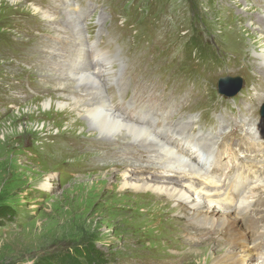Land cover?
<instances>
[{"label": "rangeland", "instance_id": "rangeland-1", "mask_svg": "<svg viewBox=\"0 0 264 264\" xmlns=\"http://www.w3.org/2000/svg\"><path fill=\"white\" fill-rule=\"evenodd\" d=\"M29 6L54 20H41ZM263 7L264 0H0V264H57L64 254L81 256L85 264L86 247L105 264H216L229 248L240 256L244 242L235 214L239 234L232 233L238 239L212 230L204 243L200 227L180 217L169 197L124 188V174L130 175L128 184L134 178L167 184L157 177L138 179L133 168L149 164L163 172L156 167L175 161L154 152L132 158L123 152L131 146L122 136L110 145L97 140L81 111L73 113L83 124H74V115L55 108L62 95H83L53 89L55 80L71 82L51 76L86 66L78 62L83 55L99 66L107 60L104 94L110 106L128 113L139 93L148 100L154 128L173 123L185 133L186 120L193 124L191 137L212 122V111L214 127L220 117H230L238 129L229 127V134H243V119L262 122L264 76L254 55L264 43L258 38L264 35ZM78 26L85 27L84 38L74 31ZM234 77L243 86L231 109L217 81ZM257 135L264 142V126ZM112 145L120 157L105 152ZM137 145L143 151L150 144ZM256 225L259 236L247 234L254 246L264 238V217ZM258 255L247 264H264V250L260 263Z\"/></svg>", "mask_w": 264, "mask_h": 264}, {"label": "bare ground", "instance_id": "bare-ground-1", "mask_svg": "<svg viewBox=\"0 0 264 264\" xmlns=\"http://www.w3.org/2000/svg\"><path fill=\"white\" fill-rule=\"evenodd\" d=\"M30 10L35 14L41 15L42 16L41 20L43 21L47 20L48 22H51L54 20L53 18H49V15L47 13L40 11L36 7H31ZM72 10L76 11V8H72ZM244 10L246 11L248 9H245L243 7L242 11ZM253 19L255 18L253 17ZM262 21H264V15L262 16ZM256 23L253 25H256ZM80 25L82 26V24ZM84 28L82 29L78 26L76 27V29L75 27L73 29L74 31H77V34L80 38H84L85 36ZM259 29L261 30L262 28L259 27ZM254 30H255L254 32H257L258 29L255 28ZM258 38L261 42V39L264 40V35L263 36L259 35ZM259 49H260L259 53H255L254 56L256 57L257 63H259V68L258 67L257 68L260 71V73L262 72L264 76V43L259 47ZM85 56L86 55H83L82 59L78 62L80 63L85 60L86 66L82 68L77 66L75 67V70L69 69L68 71H64L61 73L59 71V73L51 76V78L53 79L64 78L63 80H66L67 82H71L70 84H65L66 82L60 83L57 82V80H55V87L53 89L66 90L67 93L69 94L72 93V94L83 95L81 97H70L69 95H62L59 97V99H62L63 102H58L54 104L55 108L61 113H64L67 110L68 112L66 113V117H71L72 115H74L73 112L81 111L82 113L81 118L85 117L86 120L90 123L91 127L96 128V132L98 133L97 140H99L103 144L110 145L112 143H115V141H119L120 136L124 137L125 139L123 143L129 144L131 147L130 149L126 147V149L123 150V152L126 153L127 155H131L132 158H136L137 160L138 159L142 160L147 157L148 152H154V153H160L159 156L165 158L166 160L172 159L175 161V164L169 162L164 163V161H162L161 163L164 164H161L160 166L156 167L158 170H161L164 173L157 171L149 164H147V166L138 164V166L135 165V168H133L136 169V173L138 174L139 177L138 179H140V177L142 176H146V178L157 177L158 179H162V181L163 180L167 181L168 182L167 184H152L148 181L149 179H140L142 181L138 182L137 180H135L136 178L133 179L135 181L133 184H128L126 180L128 179V177L130 178V175L124 174L125 177L124 178L125 182L123 184L124 188H130L132 190L138 192H144L146 194H153L158 197H169L170 200L175 203L176 211L178 212V214L181 215L180 217H185L195 227H200L202 233L199 232V234L202 237H205V239L201 241L204 243H207L208 241L207 239H210V237L207 236L210 234L209 232H211L212 230H214L215 232L217 230H220L221 235L226 236L230 240H234L235 237H234V233H232V230L237 231V227H238L236 221L234 220V214L237 215V221H239L238 218H240V216L245 214V212L251 208L252 203L251 204L249 203L248 198L253 199V203L255 202L254 205L252 206V212H254L255 215L264 211V196H263L264 180L248 188V191L237 203L238 210L232 207L230 208V202L219 201L217 199V195H213V194L210 195L207 193L198 192L196 190L197 183L195 184V182L192 183L194 184V186L188 185L182 187L181 184L183 183L185 184L186 178L185 176L180 175V172L183 171V169H178L176 163L186 165L187 167H191V163L186 161L183 158V156H181V154L176 153L170 147L165 146L162 143V141H165L163 139L165 136L170 142V145L175 146L176 142H179V145H181L180 143L183 141V139H186V137H182V135H186L188 134V132L182 134L175 133L176 130L180 129L181 127L175 126L173 125V123H171L166 128L164 126L154 128L152 127V121L146 119L145 115H140L141 117L140 120L143 121L142 124L143 125L147 124V126H142L138 123H135L133 120H130L125 113L122 114L121 111L117 112L114 106L109 105L104 94L105 93L104 83L109 78L108 75L109 70L106 69L105 67L108 64V61L107 60L104 61L103 65L101 66L96 65L93 67L91 59L94 58L90 56L91 59L90 58L87 59ZM133 68L136 69V66H134ZM234 103L235 100L232 101V104ZM48 106H50L49 108L53 107V105L51 104H44L42 107L48 109ZM134 118L136 119V117ZM74 120H76L74 124H78L79 122L83 124V121H81V119H79L76 115H74ZM229 121H230L229 118L223 119V123L225 125L220 126L222 131L230 127ZM191 126L192 124H187L185 128L189 132H191L193 129L191 130L188 129V127ZM245 126L246 127L253 126V130H256L260 126L262 127L264 126V121L255 124L254 121L249 120L248 123L245 124ZM247 130L248 128H245L246 134L248 133ZM164 134H166L167 136L172 134L173 140L171 139V137H167ZM226 136L228 135H225L224 137ZM159 139H161V141ZM238 140L240 139L238 138ZM238 140L235 141L233 145L231 144V141L228 140V142L230 143V148H231L230 151H232L233 153H236V151H238L239 155L241 156L244 154V142L239 143ZM258 140L259 138L256 139L255 136L252 137V142ZM146 143H149L150 145L147 147L145 146ZM137 144H140L141 146H145L144 147L145 149H143V151H137L138 149L141 150V148ZM254 146H260V145L254 144ZM104 148H105L104 149L105 152L107 149V151L109 152V157L111 158L115 156L117 157L121 156V152L117 146L114 145L110 147L104 146ZM195 149L196 147L190 146V148L188 147L187 152L194 154L197 152ZM131 157L130 160H132ZM124 158L127 157L125 156ZM242 163L243 161L240 164L238 163L237 164L241 165ZM129 167H130L129 171L132 172L131 171L132 165H130ZM231 204H233L234 206V203ZM221 205L223 206L221 207ZM223 210H225V212H223ZM193 227L192 229H194ZM258 232H259L258 230L255 229L253 230L255 238L259 236ZM197 233L198 231L195 234L196 236ZM243 235L244 232H242V237L240 239L241 241L244 242V248L241 249L242 251H240L241 252L240 256L233 255V253H231L233 248H229L230 251L228 253L221 256L218 260L216 259L217 261L214 260V262L216 261V264H247L248 261L255 258V256H257L256 246L251 247V240L250 243L248 239L243 240ZM158 239H159V235H157L153 239L154 240L153 243H155V241H157ZM223 241L225 240L223 239ZM218 242L220 241L217 240L216 245L220 246ZM229 244L233 245L235 244V241H230ZM214 256L216 257V255ZM211 257L213 256L211 255ZM209 258L210 257H208V259Z\"/></svg>", "mask_w": 264, "mask_h": 264}, {"label": "trees", "instance_id": "trees-1", "mask_svg": "<svg viewBox=\"0 0 264 264\" xmlns=\"http://www.w3.org/2000/svg\"><path fill=\"white\" fill-rule=\"evenodd\" d=\"M96 252L94 249L86 247L84 254L82 255L85 258V264H105L100 258V255L96 257ZM81 256H68L64 254L57 262V264H82L79 260Z\"/></svg>", "mask_w": 264, "mask_h": 264}, {"label": "water", "instance_id": "water-1", "mask_svg": "<svg viewBox=\"0 0 264 264\" xmlns=\"http://www.w3.org/2000/svg\"><path fill=\"white\" fill-rule=\"evenodd\" d=\"M219 91L226 97H232L236 95L242 88V80L239 77L236 78H221L218 81ZM261 115L264 116V106L261 110Z\"/></svg>", "mask_w": 264, "mask_h": 264}]
</instances>
